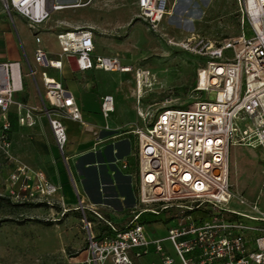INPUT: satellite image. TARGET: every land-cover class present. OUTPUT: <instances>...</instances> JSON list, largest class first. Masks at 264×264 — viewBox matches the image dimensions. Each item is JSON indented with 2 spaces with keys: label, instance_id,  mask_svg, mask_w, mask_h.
I'll use <instances>...</instances> for the list:
<instances>
[{
  "label": "built area",
  "instance_id": "2783aa9c",
  "mask_svg": "<svg viewBox=\"0 0 264 264\" xmlns=\"http://www.w3.org/2000/svg\"><path fill=\"white\" fill-rule=\"evenodd\" d=\"M1 1L7 13L18 12L31 28L45 20L52 9L60 7L49 0ZM137 2V16L156 31L167 11L166 0ZM237 4L242 20L249 24L250 35L241 32L236 37L217 41L199 35L177 42L168 40L202 56L204 63L197 69L194 90L206 98L185 107H163L149 126L135 130L139 141L137 202L143 207L131 216L126 227L120 228L96 210H90L94 219H89L80 205L79 219L86 231L87 255L79 264H133V258L150 250L163 253V263L172 264V258L164 254V240L170 243L180 264H264V212L260 216L250 215L229 206L233 197L245 203L231 189L230 145L257 144L264 159V0H237ZM58 39L62 53L74 55L80 70L128 71L130 68L116 56L94 54L89 28L64 31L58 34ZM35 60L43 66L61 65L59 60L47 58L42 47L35 49ZM18 69L17 61L0 62L2 149L9 145L6 112L20 87L15 80ZM43 84L49 102L45 112L56 146L64 155L68 139L62 117L79 120L81 111L60 81L46 78L43 73ZM209 93L213 94L212 99L208 98ZM113 109V96L104 94L100 101L103 117ZM27 117L19 120L29 123ZM10 177L18 186L13 191L16 200L48 197L58 189L41 172L30 175L24 165L17 166ZM251 207L257 210L255 203ZM164 210L169 212L164 214ZM193 211L201 214L193 216ZM142 212L163 214V221L171 219L166 234L149 237L145 221L140 218ZM100 222L106 227L96 232L94 226ZM249 235L253 241L250 251L246 245Z\"/></svg>",
  "mask_w": 264,
  "mask_h": 264
},
{
  "label": "crops",
  "instance_id": "0c3cea01",
  "mask_svg": "<svg viewBox=\"0 0 264 264\" xmlns=\"http://www.w3.org/2000/svg\"><path fill=\"white\" fill-rule=\"evenodd\" d=\"M49 1L60 7L52 9L34 28L18 12L0 11V62L19 63V75L15 80L20 87L13 94L14 101L6 117L9 123L13 117V171L24 165L30 175L41 172L45 179L58 186L46 199V212L53 215L52 220L59 221L64 238L71 246L79 249L70 257L71 261L64 264H79L87 255L86 231L79 219L80 205L88 213L98 211L117 227H126L131 216L143 207L137 202L138 136L135 129L114 127L122 116L115 115L117 98L113 91H125L131 109H135L136 93L134 78L128 79V71L78 69L74 55L62 53L58 34L78 27L89 28L94 50L101 49V52L93 51L94 54L111 55L114 38L110 35H130V27L137 23L147 32L148 25L137 16V0ZM166 8L159 29L167 36V42L198 35L217 41L244 32L245 20H242L237 0H166ZM37 47H42L47 58L59 60L61 65L52 67L38 63L35 60ZM30 70L34 73L30 74ZM43 73L61 82L83 115V121L62 117L68 139L64 155L56 146L45 112L49 102ZM104 94H111L114 100L107 128L100 117V101ZM26 115L30 122H21L19 118ZM1 120L0 113V123ZM231 202L229 206L234 208ZM30 204L39 208L35 203ZM153 215L142 212L140 218L156 230L162 221ZM164 229L163 234L156 236H164L165 226ZM162 245L164 254L172 258V264H180L170 243L164 240ZM246 245L249 251L253 249L252 235L248 236ZM150 251L153 255L133 258V264H164L163 253Z\"/></svg>",
  "mask_w": 264,
  "mask_h": 264
},
{
  "label": "rangeland",
  "instance_id": "374dc122",
  "mask_svg": "<svg viewBox=\"0 0 264 264\" xmlns=\"http://www.w3.org/2000/svg\"><path fill=\"white\" fill-rule=\"evenodd\" d=\"M3 9L0 0V11ZM130 30V35H110L114 38V47L109 53L131 67L127 74L128 79L134 78L136 93L135 109H131L125 91H113L117 98L115 115L122 116L114 124L115 128L144 129L161 108L187 106L205 97L203 93L194 90L197 69L204 63L201 55L168 43L167 36L159 28L154 31L147 26V32H144L137 23L131 26ZM243 30L247 36L251 34L246 20ZM95 51L101 52V49ZM137 72H143L140 95L136 90ZM138 111L143 113V117L138 115ZM112 115L103 117L100 113L105 128L107 119ZM11 121V129L7 135L9 145L6 149L0 148V220L6 219L0 223V264L68 263L71 261L70 257L79 249H75L69 240L64 238L63 229L58 225L59 221L52 220L53 215L47 214L48 197L37 196L28 201L16 200L13 197V191H17L18 186L17 183L13 184L10 177L13 171V117ZM79 121H83L82 112ZM228 155L232 192L245 201L241 204L233 197L231 206L241 212L260 216V213L264 212L262 149L254 143L232 144ZM39 202H42L41 205H37ZM30 203H35L34 206L39 208H33ZM253 203L256 204L257 210L252 209ZM35 210L38 212H34ZM167 211L164 210V214ZM200 214V211L192 212L193 216ZM153 216L161 219L162 224L156 230L152 225L145 224L149 237L163 234L164 226L167 227L171 221L168 218L163 221V214ZM43 220L49 222H42ZM150 255H153L152 251L141 254L138 258L143 259Z\"/></svg>",
  "mask_w": 264,
  "mask_h": 264
},
{
  "label": "trees",
  "instance_id": "16d2710c",
  "mask_svg": "<svg viewBox=\"0 0 264 264\" xmlns=\"http://www.w3.org/2000/svg\"><path fill=\"white\" fill-rule=\"evenodd\" d=\"M178 107H185V106H178ZM10 124V126H9V129L7 130V133H9L10 132V129H11V123H9ZM41 203L42 202H39L37 205H41ZM87 217L89 218V219H91V220H93L94 219V215L91 213V212H87ZM3 220H6V219H1L0 220V223H1V221H3ZM13 220H16V221H18V219H13ZM145 221V220H144ZM42 222H45V223H48L49 221L48 220H43ZM101 223L102 222H100V223H98V224H96L95 226H94V230L97 232L98 231V229L99 228H105L106 227V224H102L101 225ZM120 228H123V227H120Z\"/></svg>",
  "mask_w": 264,
  "mask_h": 264
},
{
  "label": "bare ground",
  "instance_id": "6f19581e",
  "mask_svg": "<svg viewBox=\"0 0 264 264\" xmlns=\"http://www.w3.org/2000/svg\"><path fill=\"white\" fill-rule=\"evenodd\" d=\"M131 67L128 68V71H130ZM142 73L143 72H138L137 73V77H136V90H137V93L140 95L141 94V91H142ZM46 78H50L48 77L47 75L45 76ZM134 89V88H133ZM52 98V97H51ZM141 111H138V115H141Z\"/></svg>",
  "mask_w": 264,
  "mask_h": 264
},
{
  "label": "water",
  "instance_id": "95a60500",
  "mask_svg": "<svg viewBox=\"0 0 264 264\" xmlns=\"http://www.w3.org/2000/svg\"><path fill=\"white\" fill-rule=\"evenodd\" d=\"M208 98H213V94L212 93H209V95H208Z\"/></svg>",
  "mask_w": 264,
  "mask_h": 264
}]
</instances>
